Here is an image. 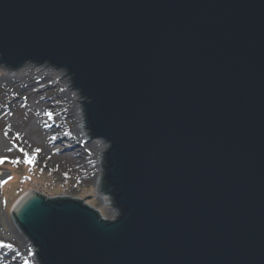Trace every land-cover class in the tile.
<instances>
[{
  "label": "water",
  "instance_id": "1",
  "mask_svg": "<svg viewBox=\"0 0 264 264\" xmlns=\"http://www.w3.org/2000/svg\"><path fill=\"white\" fill-rule=\"evenodd\" d=\"M27 62L73 77L119 211L30 191L41 264H264V0H0Z\"/></svg>",
  "mask_w": 264,
  "mask_h": 264
},
{
  "label": "rangeland",
  "instance_id": "2",
  "mask_svg": "<svg viewBox=\"0 0 264 264\" xmlns=\"http://www.w3.org/2000/svg\"><path fill=\"white\" fill-rule=\"evenodd\" d=\"M26 64L46 66L60 74V79L65 78L66 84L53 86L51 81L43 84L28 77L23 81L28 90L24 92L20 89L14 93V97L18 98L10 95L7 85H0V112H4V116H0V264H16L15 260L23 261V264H40L35 254L38 250L30 239L16 228L12 216L19 200L30 191L47 199L80 200L99 211L102 217L109 221L116 220L119 215L111 196L103 193L109 205L107 208L102 206L96 197V179L101 180L102 186L105 168L103 165L99 167L94 164V153L90 151L85 153L83 150L80 152L78 145L67 144L57 135L58 128L54 126H50L52 134L43 139L42 133L47 132L46 125L50 124V119H46L45 125L39 128L33 118L36 108H33L32 102H42L47 108H52L59 102V93L70 90V95L76 93L79 95L80 106L87 121L86 112L83 111L85 107L81 103L86 100L80 91L74 89L73 77L67 70L59 69L50 63ZM11 68L16 69L0 64V79L6 76ZM62 102L63 99L60 103ZM65 105L67 106L65 111H70L71 108ZM45 114L47 115V112ZM53 118L56 122L57 114H54ZM60 124L65 131H72L76 126L63 119ZM85 126L88 127L87 124ZM87 131L89 138H92L91 140L87 138L88 141L100 140L90 135L89 128ZM102 141L107 147L103 156L105 165L109 144L105 140ZM88 147L87 145L86 149Z\"/></svg>",
  "mask_w": 264,
  "mask_h": 264
},
{
  "label": "bare ground",
  "instance_id": "3",
  "mask_svg": "<svg viewBox=\"0 0 264 264\" xmlns=\"http://www.w3.org/2000/svg\"><path fill=\"white\" fill-rule=\"evenodd\" d=\"M25 65V64H24ZM21 68V67H20ZM16 68V69H10L7 73V75L2 77L0 79V85L4 86L7 85L8 91L11 96L14 97V93L18 90H23L24 92L28 90V87L23 84V81L26 80L28 77H32L33 79H36V82H42L43 84L46 83H52L53 86H57L60 84H66L65 78L62 77L60 79V74L54 72V70L48 69L46 66H32L29 64H26L23 68ZM18 98V97H14ZM61 99H63V102H61ZM58 103L57 105H54L52 108H47L45 104L42 102H32L33 108H36L34 110L33 118L35 119L36 125L40 128L43 125H45V120L50 119V124L46 125V133H42L43 139L44 137L52 134V128L50 126L57 127V135L60 136L61 139H63L67 144L69 145H78V148L80 149V152L82 150L86 152H93L94 153V164L96 166H102L103 165V156L106 151V143L102 140H97L96 142L88 141L87 138H89L88 131L86 129V122L84 113L82 112V107L80 106L79 102V95L76 93L74 95H70V90L63 91L59 93L58 97ZM67 104L71 110L66 112V105ZM24 104V102H23ZM28 107V106H27ZM30 108V107H29ZM33 108H30V110H33ZM47 112V115L45 114ZM4 112H0V116L3 117ZM57 114V121L54 122L53 115ZM52 119V120H51ZM62 119L65 121H69L72 124H75V128L72 131H65L64 127L61 126ZM78 125V126H77ZM12 126V123H11ZM54 135V134H53ZM45 141V140H44ZM46 142V141H45ZM89 146L86 149V146ZM101 180L99 178L96 179V197L97 199L102 203V206L107 208L109 205H107L106 200L104 198V194L102 192V186L100 185ZM16 228L20 231L19 227L17 226L15 222ZM16 264H23V261L15 260Z\"/></svg>",
  "mask_w": 264,
  "mask_h": 264
},
{
  "label": "trees",
  "instance_id": "4",
  "mask_svg": "<svg viewBox=\"0 0 264 264\" xmlns=\"http://www.w3.org/2000/svg\"><path fill=\"white\" fill-rule=\"evenodd\" d=\"M92 134V133H91ZM105 168V166H104ZM102 192L108 196H111V191L110 190H107V186H106V182H105V179L103 180V184H102ZM112 197V196H111ZM41 264V262H40Z\"/></svg>",
  "mask_w": 264,
  "mask_h": 264
},
{
  "label": "built area",
  "instance_id": "5",
  "mask_svg": "<svg viewBox=\"0 0 264 264\" xmlns=\"http://www.w3.org/2000/svg\"><path fill=\"white\" fill-rule=\"evenodd\" d=\"M98 213L101 215V213L98 211ZM102 216V215H101Z\"/></svg>",
  "mask_w": 264,
  "mask_h": 264
},
{
  "label": "snow or ice",
  "instance_id": "6",
  "mask_svg": "<svg viewBox=\"0 0 264 264\" xmlns=\"http://www.w3.org/2000/svg\"><path fill=\"white\" fill-rule=\"evenodd\" d=\"M37 151H39V150H37Z\"/></svg>",
  "mask_w": 264,
  "mask_h": 264
}]
</instances>
